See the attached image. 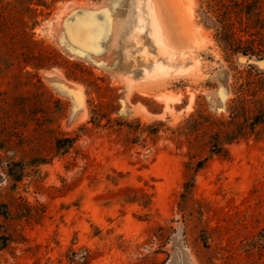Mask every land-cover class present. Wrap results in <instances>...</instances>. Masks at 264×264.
<instances>
[{"label": "rangeland", "instance_id": "374dc122", "mask_svg": "<svg viewBox=\"0 0 264 264\" xmlns=\"http://www.w3.org/2000/svg\"><path fill=\"white\" fill-rule=\"evenodd\" d=\"M200 5L0 0V264H264V75Z\"/></svg>", "mask_w": 264, "mask_h": 264}, {"label": "trees", "instance_id": "16d2710c", "mask_svg": "<svg viewBox=\"0 0 264 264\" xmlns=\"http://www.w3.org/2000/svg\"><path fill=\"white\" fill-rule=\"evenodd\" d=\"M200 7L205 26L214 29L217 41L222 43L232 54L240 53L245 56L256 57L264 55V49H254L253 47L244 48L242 46L246 40H243V36L250 35L251 32L264 38L263 0H201ZM248 70L257 76L264 75V72H258L251 66H248ZM247 100L248 98L243 94H239L233 100V106L230 112L231 121H236L243 112H246L245 101ZM260 113V115L253 116L248 123L251 127L261 122L262 118L264 120V109L260 110ZM257 116H261V119H257ZM248 124L245 127H240L239 133L233 132L231 136H228L222 141H220L219 133L215 131L211 150L215 153L226 154L227 150L223 147L222 143H230L239 137H243L247 132L246 128ZM64 140L68 142L67 146L72 145L73 140L71 138ZM126 189L131 191L125 194L127 202H136L142 208L149 210L151 195L145 189L141 187H127Z\"/></svg>", "mask_w": 264, "mask_h": 264}, {"label": "water", "instance_id": "95a60500", "mask_svg": "<svg viewBox=\"0 0 264 264\" xmlns=\"http://www.w3.org/2000/svg\"><path fill=\"white\" fill-rule=\"evenodd\" d=\"M238 61L241 63H246L248 66H251L253 69H255L253 66L254 63H257L259 65L264 64V55L261 57H256L254 59L252 58V56L240 55L238 56ZM255 70L258 71L257 69ZM260 72H263V71H260Z\"/></svg>", "mask_w": 264, "mask_h": 264}, {"label": "bare ground", "instance_id": "6f19581e", "mask_svg": "<svg viewBox=\"0 0 264 264\" xmlns=\"http://www.w3.org/2000/svg\"><path fill=\"white\" fill-rule=\"evenodd\" d=\"M155 24H156V23H155ZM155 27H156V29H155V30H156V33H155V34H157V35L159 36V34H158V32H157V31H158V30H157V26L155 25L154 28H155ZM159 37H160V36H159ZM159 39H160V38H159ZM161 40H162V39H161ZM159 43H161V41H160ZM161 44H162V43H161Z\"/></svg>", "mask_w": 264, "mask_h": 264}]
</instances>
